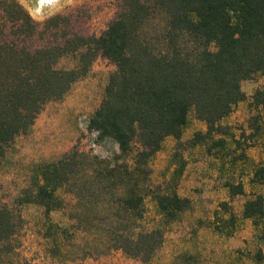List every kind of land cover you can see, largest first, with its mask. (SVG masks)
Instances as JSON below:
<instances>
[{
    "label": "trees",
    "instance_id": "trees-1",
    "mask_svg": "<svg viewBox=\"0 0 264 264\" xmlns=\"http://www.w3.org/2000/svg\"><path fill=\"white\" fill-rule=\"evenodd\" d=\"M0 12L9 23L0 27V169L45 105L63 98L95 58L105 56L116 69L90 127L118 144L123 161L67 152L42 168L21 203L42 205L48 214L60 211L66 200L59 190L65 189L75 201L67 208L68 223L49 219L55 246L82 231L99 232L108 250L149 264L164 242L165 224L191 206L177 191L153 186L150 161L168 136L182 137L191 111L207 125L192 142L222 155L230 134L222 120L246 100L242 82L264 74V0H121L101 34H64L53 42L44 36L67 16L40 23L18 0H0ZM68 56L74 65H59ZM252 103L264 108V88L255 90ZM215 146L222 149L212 151ZM263 180L261 165L252 181ZM227 186L232 194L244 192L241 183ZM146 196L156 200L161 215L154 225L144 222ZM99 216L104 225L90 224ZM243 216L262 223V194L245 201ZM22 226L21 211L0 199V264H32L19 253Z\"/></svg>",
    "mask_w": 264,
    "mask_h": 264
},
{
    "label": "rangeland",
    "instance_id": "rangeland-1",
    "mask_svg": "<svg viewBox=\"0 0 264 264\" xmlns=\"http://www.w3.org/2000/svg\"><path fill=\"white\" fill-rule=\"evenodd\" d=\"M38 22L53 15L67 16L44 41H60L72 33L101 34L120 9L121 0H18ZM9 24L0 12V27ZM51 32V33H50ZM61 66L74 65L70 56ZM116 65L98 55L88 73L76 81L61 99L52 100L39 113L31 132L17 137L0 169V199L19 209L23 216L20 256L32 264H145L121 249H110L101 233L80 232L66 238L60 248L48 236L49 219L70 221L68 207L75 201L65 189L59 194L65 208L46 213L42 205L23 202L24 195L40 178L46 165L72 150L110 161H123L118 144L100 138L90 127V117L101 103L109 76ZM247 94L222 122L230 134L222 155L215 157L205 143H194L197 131L207 125L193 111L180 139L168 136L152 157L151 182L163 191L175 190L188 197L189 209L165 224L164 242L149 264H264V218L259 226L243 216L245 201L256 194L264 197V180L252 181L254 170L264 165V108L252 103L257 88H264V74L242 82ZM238 141V142H237ZM240 144V145H239ZM246 144V145H245ZM245 146V147H244ZM241 183L244 192L232 194L227 183ZM147 225L161 220L156 200L145 197ZM49 215V216H48ZM94 221V222H93ZM90 224L104 225L99 216Z\"/></svg>",
    "mask_w": 264,
    "mask_h": 264
},
{
    "label": "bare ground",
    "instance_id": "bare-ground-1",
    "mask_svg": "<svg viewBox=\"0 0 264 264\" xmlns=\"http://www.w3.org/2000/svg\"><path fill=\"white\" fill-rule=\"evenodd\" d=\"M40 2H46V1H50V0H39Z\"/></svg>",
    "mask_w": 264,
    "mask_h": 264
}]
</instances>
